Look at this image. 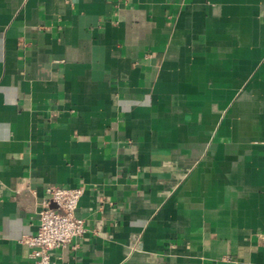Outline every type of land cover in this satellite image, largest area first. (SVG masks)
<instances>
[{
	"label": "crops",
	"instance_id": "obj_1",
	"mask_svg": "<svg viewBox=\"0 0 264 264\" xmlns=\"http://www.w3.org/2000/svg\"><path fill=\"white\" fill-rule=\"evenodd\" d=\"M264 264V0H0V264Z\"/></svg>",
	"mask_w": 264,
	"mask_h": 264
},
{
	"label": "built area",
	"instance_id": "obj_2",
	"mask_svg": "<svg viewBox=\"0 0 264 264\" xmlns=\"http://www.w3.org/2000/svg\"><path fill=\"white\" fill-rule=\"evenodd\" d=\"M83 194V186L48 188L37 232L22 238L31 247L36 264H52L55 249L70 244L87 231L85 219L78 214Z\"/></svg>",
	"mask_w": 264,
	"mask_h": 264
}]
</instances>
